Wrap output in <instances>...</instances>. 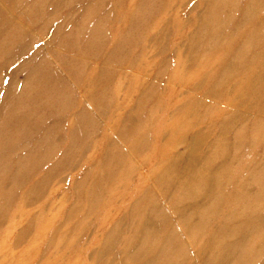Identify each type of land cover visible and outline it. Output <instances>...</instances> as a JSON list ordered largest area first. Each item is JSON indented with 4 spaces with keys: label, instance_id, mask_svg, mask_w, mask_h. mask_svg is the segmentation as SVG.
<instances>
[{
    "label": "rangeland",
    "instance_id": "rangeland-1",
    "mask_svg": "<svg viewBox=\"0 0 264 264\" xmlns=\"http://www.w3.org/2000/svg\"><path fill=\"white\" fill-rule=\"evenodd\" d=\"M216 2L0 0V130L16 129L5 160L32 156L19 187L5 177L0 188V264H209L238 182L228 174L197 228L178 218L173 187L225 132L222 157L234 136L264 213V0L210 14ZM13 115L27 124L7 126ZM44 129L52 148L38 160Z\"/></svg>",
    "mask_w": 264,
    "mask_h": 264
},
{
    "label": "bare ground",
    "instance_id": "bare-ground-1",
    "mask_svg": "<svg viewBox=\"0 0 264 264\" xmlns=\"http://www.w3.org/2000/svg\"><path fill=\"white\" fill-rule=\"evenodd\" d=\"M223 1L224 0H217V2L211 6L210 14L211 12L220 14L222 12H228L229 14L234 11L233 8H227ZM247 12H252V9L248 7ZM216 22V19L208 17L205 25H215ZM38 92L45 94V92L40 89L35 95H37ZM10 96L11 95H7V98ZM28 96H21L18 97L19 99L15 100L19 109L27 105L30 99ZM17 107L15 106L14 111ZM18 118L20 117L16 115H13L9 119L7 118V126L16 124L17 121L18 126L27 124L25 119L18 120ZM259 118L261 119V117ZM260 119H258V122H260ZM13 129L15 128L8 126L0 130V188L4 187L3 178L5 177L12 180L15 179L14 184L19 187L22 179L27 174L26 169H28V162L32 158V156H30L31 158L19 159L14 167L11 166L9 168L8 164L10 160H5V158L9 152L7 145H9L8 141L10 140ZM29 129L30 128L20 129L19 127L17 133L18 135L20 133V136L22 134H28L30 133ZM46 131L47 129H44V132L40 136L41 140L35 144V149L31 151L33 156L39 155L36 157L38 160H44L50 154L48 149L52 148L49 133H46ZM14 134L15 131H13V136ZM226 135L225 132V136L219 137L211 151L201 152L196 159L190 161L189 164L185 166V169L182 168L178 170V172H183L180 176L178 175L174 181L176 186L173 188L174 190L176 189L178 198L175 197L176 199H174L172 205L177 208L178 218L183 219L185 225L197 228L203 225L207 220L213 219L215 215L214 211L219 204L223 203L224 193L229 186L227 176L228 174L230 176L232 175L235 178L234 180L238 182L235 193L234 190H232L229 193L231 195L228 196L230 201L229 204L233 205L234 209H230L227 215H224L225 223L222 226L226 228L218 226L219 229L217 233L215 235L212 233V236L210 235L208 248L210 253L209 259L212 258V261L208 260L211 264H264V213H262V207L257 203V200L262 196V190L259 187L260 190H257V193H253L251 196H247L245 193L246 191H244L243 184L245 180L241 175L244 172L245 166H248V163H242L244 155L241 153L240 146L234 136L230 138L232 143H234V150H231L224 158L222 157L223 154H225L223 145L227 142ZM218 156L223 159L220 164L215 165V167L213 166V161L215 157L217 158ZM174 157H177V164H179L180 162L178 163V161L183 159L185 155L177 154L172 158ZM194 161L200 162L194 163ZM185 162L187 163V159ZM257 167H262L261 170H264V165ZM177 168L175 164L172 170ZM262 188H264V186ZM213 191L214 194L212 193ZM0 195H2V193H0ZM8 197L9 194L6 193L3 199L5 200ZM226 198L227 197H225V199ZM182 200H186L189 204V211L183 212L178 205H176V203ZM236 204L240 206L239 210L235 209ZM194 217H196V222L193 220ZM166 221L167 219L164 218L163 222ZM147 233L146 231L145 235L144 232L142 233L143 242L147 238ZM153 233H155V231H153ZM171 241H173V239L167 237L164 240V246ZM204 264H207V261L204 262Z\"/></svg>",
    "mask_w": 264,
    "mask_h": 264
}]
</instances>
